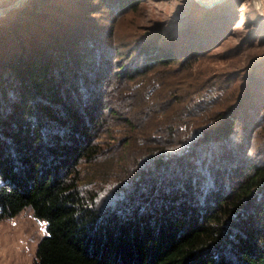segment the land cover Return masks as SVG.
Here are the masks:
<instances>
[{"label":"trees","instance_id":"obj_1","mask_svg":"<svg viewBox=\"0 0 264 264\" xmlns=\"http://www.w3.org/2000/svg\"><path fill=\"white\" fill-rule=\"evenodd\" d=\"M96 1L116 22L97 35L80 25ZM145 1L24 0L1 18L0 220L45 222L33 264H264V57L204 68L223 18L191 0L124 28ZM120 125L138 161L100 207L82 174Z\"/></svg>","mask_w":264,"mask_h":264},{"label":"rangeland","instance_id":"obj_2","mask_svg":"<svg viewBox=\"0 0 264 264\" xmlns=\"http://www.w3.org/2000/svg\"><path fill=\"white\" fill-rule=\"evenodd\" d=\"M17 0H0V10L13 6ZM191 0H146L142 2L141 8L136 15H128L121 22L124 28L131 27V22L142 26H152L157 20H163L168 25L179 20L182 12H185ZM197 2L202 10H207L212 19H222L227 39L213 50L214 56L203 62V67L212 69L214 72L222 69L232 70L244 68L255 64L264 57V0H193ZM200 1V2H199ZM24 0L18 7H21ZM87 0H82V11L86 8ZM112 3V1H111ZM91 2L97 6L95 14L89 19H81L84 30L97 35L96 30L111 28L116 22L115 13L108 8L111 4L102 2ZM17 7V8H18ZM13 9V8H11ZM10 9V10H11ZM16 9V8H15ZM212 11L218 12L214 18ZM226 14H224V12ZM85 16V15H84ZM131 17V18H130ZM112 20V22H111ZM72 25V24H71ZM122 37L128 39L127 34ZM229 53L227 59L220 58L216 54ZM237 70L236 75L241 74ZM264 112V101L257 109ZM114 129V128H113ZM124 126H116L112 137L99 142L100 152L98 155L99 168L88 166L87 173H83V183L90 189L102 191V199L108 200L115 190V183L120 180V175L126 170L132 171L134 164L138 161L135 156L131 158L130 152L135 151L131 142L122 144L127 134ZM254 150L261 151L262 148ZM146 166V165H145ZM99 187V188H98ZM99 189V190H98ZM46 235V224L37 220L31 209H26L19 215L0 220V264H33L36 250L41 239Z\"/></svg>","mask_w":264,"mask_h":264},{"label":"water","instance_id":"obj_3","mask_svg":"<svg viewBox=\"0 0 264 264\" xmlns=\"http://www.w3.org/2000/svg\"><path fill=\"white\" fill-rule=\"evenodd\" d=\"M21 1H22V0H17V1L14 3L13 6H10L9 8H6V9H3V10H0V20H1V18H2L3 16H5L9 11L12 10L11 8H13V9L17 8V7L20 5ZM199 2H200V1H199ZM10 9H11V10H10Z\"/></svg>","mask_w":264,"mask_h":264}]
</instances>
